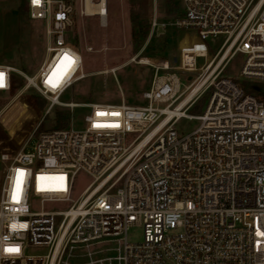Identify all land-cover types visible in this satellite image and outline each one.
<instances>
[{
	"label": "built area",
	"instance_id": "1",
	"mask_svg": "<svg viewBox=\"0 0 264 264\" xmlns=\"http://www.w3.org/2000/svg\"><path fill=\"white\" fill-rule=\"evenodd\" d=\"M86 1L26 3L29 19L45 26L47 58L36 75L23 76L25 88L47 101L45 115L55 106L89 114L83 129L34 130L16 150L2 151L8 141H0V264H264V0H181L171 23L154 17L152 31L171 26L194 31L196 40L180 48L175 66L146 64L154 73L144 106L60 101L86 77L67 44L75 18L96 16L105 25L107 0H89L100 5L94 14ZM215 38L218 50L197 67ZM238 55L239 76H224ZM14 71L0 65V93L11 90ZM204 94L203 112L187 115ZM30 110L25 99L0 119L9 138L16 129L6 120L16 112L11 125L28 120V132L36 121ZM181 118L199 126L179 135ZM80 171L92 181L72 200ZM36 201L70 206L34 211ZM132 226L142 227L140 243L127 240Z\"/></svg>",
	"mask_w": 264,
	"mask_h": 264
},
{
	"label": "rangeland",
	"instance_id": "2",
	"mask_svg": "<svg viewBox=\"0 0 264 264\" xmlns=\"http://www.w3.org/2000/svg\"><path fill=\"white\" fill-rule=\"evenodd\" d=\"M27 0H0V65L12 67L11 90L0 93V119L9 114L18 103L26 99L32 103L30 113L35 122L28 132V120H23L16 128L12 121L17 118L16 112L6 120L11 132L16 134L9 138L0 125V141H8L2 151L16 150L26 140L27 136L36 130L39 132L60 129L62 123L67 129L72 124L76 130L83 129V118L89 114L85 108L70 110L55 106L45 115L48 103L32 89H26L23 76L36 75L46 56L45 26L38 21H32L28 16ZM173 6V7H172ZM175 6V7H174ZM182 13L181 0H107V17L105 25L101 26L96 16L75 18L74 25L67 33V44L82 57V72L86 77L74 84L60 98L65 103L76 104H120L123 100L129 106H144L143 92L150 87L153 69L139 61L167 60L171 65H177L180 48L196 40L194 31H184L171 26L151 30V21L155 17L158 23H171ZM136 15L148 28L147 35L141 45L132 42L131 16ZM208 59H197V67L211 59L220 46V39H208ZM243 57L236 56L223 71L224 76L238 77ZM112 70H114L112 72ZM181 82L187 85V76L178 73ZM239 83L246 85L241 79ZM207 94L202 95L186 110L187 115H200L207 104ZM160 107H163L160 106ZM29 118V117H28ZM65 120V121H64ZM10 121V122H9ZM14 123V122H13ZM18 123V122H17ZM199 126L195 119L181 118L174 126L179 135H185ZM25 135H22L24 134ZM0 166V182H1ZM92 178L80 171L74 177L72 200L78 198L81 192L91 183ZM68 203H47L40 205L36 201L34 211L51 212L67 210ZM130 243H140L143 230L140 226H132L126 234Z\"/></svg>",
	"mask_w": 264,
	"mask_h": 264
},
{
	"label": "trees",
	"instance_id": "3",
	"mask_svg": "<svg viewBox=\"0 0 264 264\" xmlns=\"http://www.w3.org/2000/svg\"><path fill=\"white\" fill-rule=\"evenodd\" d=\"M131 24H132V33H131L132 42L135 45L139 46L144 41V39H145V37L147 35L148 28L144 27L143 21L139 17H137L136 15H134V16L132 15L131 16ZM254 85H256V84L254 83ZM245 89L249 93H252V94H255V95L258 94V92H256V90L254 88H245ZM65 123H67V117H66V122ZM65 123H62V126L60 127V129L65 126Z\"/></svg>",
	"mask_w": 264,
	"mask_h": 264
},
{
	"label": "bare ground",
	"instance_id": "4",
	"mask_svg": "<svg viewBox=\"0 0 264 264\" xmlns=\"http://www.w3.org/2000/svg\"><path fill=\"white\" fill-rule=\"evenodd\" d=\"M100 6V5H99ZM97 5H94L93 2H90L89 0L86 1L85 3V7H84V10L87 14H94V13H98L99 10H98V7ZM101 6L105 7V3H102ZM102 11H104V9H101ZM149 61L145 60V59H142L141 61H139L140 64H147ZM114 70H112L113 72ZM209 73V72H208ZM207 73V74H208ZM190 97V96H189ZM188 97V98H189ZM188 98L182 102L179 106V108L184 105L186 103V101L188 100ZM178 108V110H179ZM169 113V116L172 114V112H168ZM169 120V118L165 119L164 122H167Z\"/></svg>",
	"mask_w": 264,
	"mask_h": 264
},
{
	"label": "snow or ice",
	"instance_id": "5",
	"mask_svg": "<svg viewBox=\"0 0 264 264\" xmlns=\"http://www.w3.org/2000/svg\"><path fill=\"white\" fill-rule=\"evenodd\" d=\"M36 2V0H34V3ZM64 60H67L69 63H71V61H70V59L67 57V56H65L64 58H63ZM0 77H2V74H0ZM57 79H59V77H57ZM51 82V81H50ZM53 86H55V83L53 82ZM19 171V170H18ZM13 199H16V192L14 191L13 192ZM4 251L6 252V253H16V252H18L19 251V249L18 248H15V247H5L4 248Z\"/></svg>",
	"mask_w": 264,
	"mask_h": 264
},
{
	"label": "water",
	"instance_id": "6",
	"mask_svg": "<svg viewBox=\"0 0 264 264\" xmlns=\"http://www.w3.org/2000/svg\"><path fill=\"white\" fill-rule=\"evenodd\" d=\"M258 91H260V92H264V90H262V89H258Z\"/></svg>",
	"mask_w": 264,
	"mask_h": 264
}]
</instances>
